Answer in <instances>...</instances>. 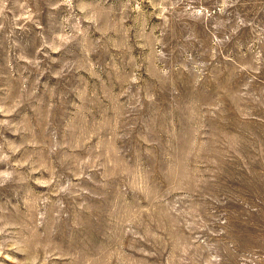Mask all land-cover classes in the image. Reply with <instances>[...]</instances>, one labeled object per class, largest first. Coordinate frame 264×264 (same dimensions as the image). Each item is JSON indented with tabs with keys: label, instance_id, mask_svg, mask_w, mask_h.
<instances>
[{
	"label": "rangeland",
	"instance_id": "rangeland-1",
	"mask_svg": "<svg viewBox=\"0 0 264 264\" xmlns=\"http://www.w3.org/2000/svg\"><path fill=\"white\" fill-rule=\"evenodd\" d=\"M0 264H264V0H0Z\"/></svg>",
	"mask_w": 264,
	"mask_h": 264
}]
</instances>
